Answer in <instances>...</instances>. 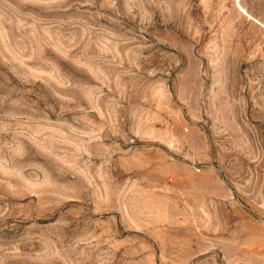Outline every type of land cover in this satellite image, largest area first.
<instances>
[{
	"label": "rangeland",
	"instance_id": "374dc122",
	"mask_svg": "<svg viewBox=\"0 0 264 264\" xmlns=\"http://www.w3.org/2000/svg\"><path fill=\"white\" fill-rule=\"evenodd\" d=\"M0 264H264V0H0Z\"/></svg>",
	"mask_w": 264,
	"mask_h": 264
}]
</instances>
